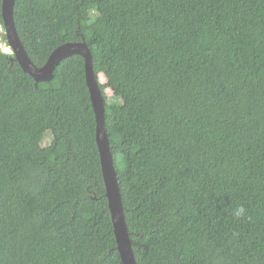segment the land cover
Listing matches in <instances>:
<instances>
[{
	"label": "trees",
	"instance_id": "obj_1",
	"mask_svg": "<svg viewBox=\"0 0 264 264\" xmlns=\"http://www.w3.org/2000/svg\"><path fill=\"white\" fill-rule=\"evenodd\" d=\"M13 11L34 66L91 52L136 263L264 264V0ZM0 264H122L80 56L36 83L0 49Z\"/></svg>",
	"mask_w": 264,
	"mask_h": 264
},
{
	"label": "water",
	"instance_id": "obj_2",
	"mask_svg": "<svg viewBox=\"0 0 264 264\" xmlns=\"http://www.w3.org/2000/svg\"><path fill=\"white\" fill-rule=\"evenodd\" d=\"M15 0H2L1 16L6 29V37L14 58L24 73L30 75L35 81H50L58 64L71 56L77 55L84 60L85 84L89 92L91 107L95 118V143L98 150L102 179L105 187L107 208L113 227L116 249L122 264H137L131 247L127 231L124 210L118 186V179L114 168L110 144L104 128L105 105L102 94L98 88L91 52L87 45L82 43H66L56 48L48 57L43 67L37 68L30 61L26 50L19 40L14 23Z\"/></svg>",
	"mask_w": 264,
	"mask_h": 264
},
{
	"label": "rangeland",
	"instance_id": "obj_3",
	"mask_svg": "<svg viewBox=\"0 0 264 264\" xmlns=\"http://www.w3.org/2000/svg\"><path fill=\"white\" fill-rule=\"evenodd\" d=\"M4 33H5V32H4ZM4 33H0V42H1V43L4 42V46H6V48L4 49V51H5L6 53H10V54H11V50H10V48L7 47L8 44H7L6 41H4L3 38H2V35H3ZM7 50H8V51H7ZM101 83L104 84V81L101 80ZM105 96H106L107 98H109V93H108V92H105ZM50 139H51V133H50V132H47V133L45 134L44 138H43V141H42L43 145H48V143L50 142Z\"/></svg>",
	"mask_w": 264,
	"mask_h": 264
},
{
	"label": "bare ground",
	"instance_id": "obj_4",
	"mask_svg": "<svg viewBox=\"0 0 264 264\" xmlns=\"http://www.w3.org/2000/svg\"><path fill=\"white\" fill-rule=\"evenodd\" d=\"M14 4H15V2H14ZM14 8V7H13ZM4 26V25H3ZM3 32H5V35H6V29H5V27L3 28V27H0V33H3ZM6 41H7V37H6ZM7 44H8V42H6ZM7 47H9L10 48V50H11V54H13V51H12V49H11V47L9 46V44H8V46ZM6 48V46H4V42H0V49H1V51L3 52V53H5V54H10V53H6L5 51H4V49ZM8 51V50H7ZM14 55V54H13ZM36 67V66H35ZM43 67V66H42ZM38 68V67H37ZM41 68V67H40ZM33 78V77H32ZM34 79V78H33ZM53 79V78H52ZM51 79V80H52ZM50 80V81H51ZM36 83H39V82H43V81H39V82H37V81H35ZM46 82H49V81H46Z\"/></svg>",
	"mask_w": 264,
	"mask_h": 264
},
{
	"label": "clouds",
	"instance_id": "obj_5",
	"mask_svg": "<svg viewBox=\"0 0 264 264\" xmlns=\"http://www.w3.org/2000/svg\"><path fill=\"white\" fill-rule=\"evenodd\" d=\"M244 212H245V209L243 207H240L235 210L234 215L235 217L240 218L244 215Z\"/></svg>",
	"mask_w": 264,
	"mask_h": 264
}]
</instances>
